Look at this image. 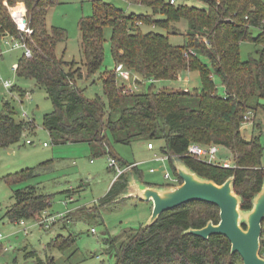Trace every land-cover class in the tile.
Wrapping results in <instances>:
<instances>
[{
    "label": "trees",
    "instance_id": "16d2710c",
    "mask_svg": "<svg viewBox=\"0 0 264 264\" xmlns=\"http://www.w3.org/2000/svg\"><path fill=\"white\" fill-rule=\"evenodd\" d=\"M198 1L206 8L171 5L165 0H129L130 5L147 8L150 14H125L102 0L92 1V15L78 22L81 66L56 55V46L66 39V32L56 27L48 30L45 23L47 10L56 0H0V40L12 37L30 51L29 58L23 55L18 60L15 73L19 79L33 81L46 93L52 111L43 116L42 126L53 144L86 143L90 148H99L95 156L108 155L121 167H127L133 163L116 158L109 149L110 143L129 145L136 138L161 139L164 142L161 153L167 157L178 183L181 181L172 167L173 159L218 185L234 176V191L242 200L241 209L247 211L264 175V151L259 138L245 140L240 133L247 112L255 116L258 109L264 111V0ZM8 8L17 20L18 12L21 16L25 13L30 34L18 30ZM157 15L162 18L156 19ZM181 21L187 24L181 47L172 46L167 34L143 32V27L174 32L177 31L174 25ZM107 28L115 65L122 64L149 83L147 91L123 94L114 70L100 72ZM244 42L257 47L255 57L247 61L240 59V45ZM97 73L105 101L99 96L86 99L83 88L78 86V82ZM186 73L198 74L200 90H153V82H177ZM213 77L219 79L223 96L218 95ZM14 91L12 87L10 92ZM17 92L23 100L26 92ZM2 108L0 148L8 149L24 135L32 134L34 124L29 120L16 121L8 102ZM191 144L226 148L232 155L233 167L223 168L187 156ZM50 165L52 161L44 162L7 178L13 179L12 185L19 184L37 177ZM130 170L141 179L137 167ZM126 185L127 176L123 173L95 206V212L121 201L116 199ZM70 193L71 190L67 192ZM12 198L14 202L5 212L11 223L29 220L39 223L50 209L49 196L39 194L34 187L15 190ZM208 221L218 223V208L189 202L162 213L150 228L139 226L127 232L123 241L113 244L117 238L109 237L104 244L112 248L114 264H243L238 254L230 252L229 241L221 235H212L208 240L183 235L185 230L202 228ZM261 227L263 237L264 220ZM73 241L57 236L47 248L63 251ZM35 264L48 263L37 260Z\"/></svg>",
    "mask_w": 264,
    "mask_h": 264
},
{
    "label": "rangeland",
    "instance_id": "374dc122",
    "mask_svg": "<svg viewBox=\"0 0 264 264\" xmlns=\"http://www.w3.org/2000/svg\"><path fill=\"white\" fill-rule=\"evenodd\" d=\"M92 1L94 0H56V4L47 10L45 17L47 29L56 27L66 32V39L56 46V55L62 57L65 62L74 61L77 66L83 63L78 22L92 15ZM102 1L123 10L125 14H150L147 8L132 7L129 0ZM175 4L206 8V5L198 0H175ZM155 18L162 17L157 15ZM174 26L177 29L174 32L170 30L167 33L161 28L148 27H143V32L167 34L172 46L181 47L185 43L187 24L181 21ZM253 33L255 34L256 31ZM104 37L106 41L104 61L100 72L113 71L115 67L110 53V29L104 30ZM256 49L257 47L250 42L242 43L240 59L242 61L252 59L255 57ZM0 52L2 53L0 78L9 81L16 90L10 93L0 84V112L3 111V103L8 102L14 110L13 117L16 121L29 120L34 124V132L24 135L17 145L8 149L0 148V248L7 249L0 251V264H35L37 260L48 264L51 261V264H114L112 248L107 247L104 240L109 237L117 238L112 241L113 244H117L124 240L126 233L131 229L143 225L150 215V203L128 198L95 212V206L97 207L98 202L106 195L115 177L113 170L109 169V156H95L94 153L100 151L99 148H90L86 143L53 144L42 126L43 116L52 111L46 93L37 88L33 81L19 79L12 70L23 56V50L10 49V46L0 44ZM201 61L208 65L206 59L202 58ZM98 74L78 82V86L83 88L86 99L99 96L105 101ZM117 79L118 85L127 86H132L137 79L138 92H145L150 86L132 73L127 80L120 77ZM213 82L218 95L223 96L224 91L219 79L213 77ZM152 86L154 91L194 92L200 90V80L197 73H186L177 82H153ZM18 90L28 93L29 100L25 98L21 100ZM254 113L255 116L251 117L253 123L244 120L240 133L245 140L258 137L264 151V111L258 109ZM23 114L25 117L22 116ZM27 140L30 144L25 143ZM148 143L153 146L152 151L148 150ZM163 146L164 142L161 139L136 138L129 145L112 142L109 149L116 158L124 162L139 163L142 183L157 187L175 186L171 180L164 179L165 173L172 178L174 175L168 161L160 160L163 157L161 153ZM217 160L220 163L231 162L232 155L226 148L219 147ZM48 161H52L51 167L40 172L37 177L15 185L10 183L13 180L10 178L14 174ZM262 165L264 167V152ZM25 187H34L39 194L49 196L50 209L45 212L46 215L67 216L62 221L54 223L49 229H43L38 223L30 220L23 221L24 226L11 223L5 217V212L14 202L13 192ZM70 190L71 193L67 194ZM57 236L69 237L74 241L63 251L48 249L47 245ZM32 253L36 256L31 255Z\"/></svg>",
    "mask_w": 264,
    "mask_h": 264
},
{
    "label": "water",
    "instance_id": "95a60500",
    "mask_svg": "<svg viewBox=\"0 0 264 264\" xmlns=\"http://www.w3.org/2000/svg\"><path fill=\"white\" fill-rule=\"evenodd\" d=\"M172 167L181 181L175 186L146 185L131 170L126 171L127 185L116 201L134 198L150 203V215L141 225L142 229L153 226L162 213L189 202L214 205L219 210L217 224L208 221L202 228L185 230L183 235H192L202 240H208L212 235H221L229 241L230 252L238 254L243 264H264V259L259 256L261 223L264 220V175L259 192L251 199V208L244 211L241 209L242 200L234 191V176L218 185L199 177L177 159L172 160Z\"/></svg>",
    "mask_w": 264,
    "mask_h": 264
},
{
    "label": "built area",
    "instance_id": "2783aa9c",
    "mask_svg": "<svg viewBox=\"0 0 264 264\" xmlns=\"http://www.w3.org/2000/svg\"><path fill=\"white\" fill-rule=\"evenodd\" d=\"M169 4L174 5L175 4V0H169L168 1ZM11 18L13 20V22L16 24L18 30L22 31V32H26L28 34L31 33L30 30L26 29V22L24 23L25 20V13L23 14V16L20 17L19 21L12 15L10 8H8ZM20 21L22 22V24L20 25ZM1 45H6V46H10V49H15V48H20L23 50V55L26 58H29L31 56L30 51L25 47L24 44L20 43L19 41H17L16 39L9 37V36H5L2 37L0 40ZM186 56V55H185ZM2 57V53L0 52V60ZM17 69V66L14 65L12 70L15 72ZM114 73L117 76V78H121V79H128L130 77L131 72L129 70H127L122 64H117L114 67ZM138 80L135 79L134 83L132 84V86H127L125 85H120L123 88V94L126 93H131V92H137L139 91L138 86L136 85V82ZM0 84L2 85V87L7 90L10 91V89L12 88V85L10 84L9 81H3L0 78ZM124 84V83H122ZM12 93V92H10ZM24 98L26 100H29V95L28 93H25ZM23 117H25V114L22 115ZM251 117H254V114L252 112H247L244 117H243V122L244 120H248L249 122L251 121ZM253 123V122H252ZM26 144H30V141L27 140L25 141ZM43 146H46V144H43ZM147 148L149 150L153 149V146L151 144L147 145ZM218 145L215 144H211L208 146H202V145H198V144H191L189 145L186 155L190 156L192 158H195L201 162L207 163V164H212V165H218L221 166L223 168H232L233 167V163L232 161H226L223 163L218 162L217 160V156H218ZM161 161H166L167 157L163 156L161 159ZM133 167H138L137 164H132L130 166L127 167H121L113 158H109V169L113 170L114 174H115V180L121 176L123 173H125L126 171L130 170ZM150 172H153L152 170H150ZM164 179L166 180H171L175 185L178 182V179L174 176L173 178L171 176H169L167 173L164 174ZM173 186V185H172ZM65 215H57V216H52V215H46L45 213L43 214L42 220L38 223L43 229H49L50 226H52L54 223H56L59 219H62ZM20 226H24V222L20 221L19 223ZM92 232H94V230H92ZM25 233V232H24ZM1 239V236H0ZM6 251L7 249L4 248L2 249V251ZM259 256L264 259V236L261 237V248H260V252H259Z\"/></svg>",
    "mask_w": 264,
    "mask_h": 264
},
{
    "label": "crops",
    "instance_id": "0c3cea01",
    "mask_svg": "<svg viewBox=\"0 0 264 264\" xmlns=\"http://www.w3.org/2000/svg\"><path fill=\"white\" fill-rule=\"evenodd\" d=\"M129 2V1H128ZM130 3V2H129ZM21 4V3H20ZM132 7H135V8H140V6L138 5V6H136V5H131ZM149 150V149H148ZM153 149H151V150H149V151H152ZM133 164H137L138 166H139V163H137V162H133ZM138 168V167H137ZM115 181V177H114V179L111 181V184H110V186H109V188L111 187V185L113 184V182ZM109 190V189H108ZM75 193V192H74Z\"/></svg>",
    "mask_w": 264,
    "mask_h": 264
},
{
    "label": "bare ground",
    "instance_id": "6f19581e",
    "mask_svg": "<svg viewBox=\"0 0 264 264\" xmlns=\"http://www.w3.org/2000/svg\"><path fill=\"white\" fill-rule=\"evenodd\" d=\"M20 17H21V15H20V13L18 12V21H19ZM21 24H22V22L20 21V25H21Z\"/></svg>",
    "mask_w": 264,
    "mask_h": 264
}]
</instances>
